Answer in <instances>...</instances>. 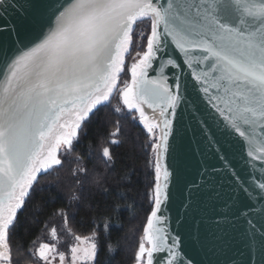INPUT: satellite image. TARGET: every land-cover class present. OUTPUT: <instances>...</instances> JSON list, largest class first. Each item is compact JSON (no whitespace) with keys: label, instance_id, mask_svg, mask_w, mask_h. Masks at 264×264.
Returning a JSON list of instances; mask_svg holds the SVG:
<instances>
[{"label":"snow or ice","instance_id":"snow-or-ice-1","mask_svg":"<svg viewBox=\"0 0 264 264\" xmlns=\"http://www.w3.org/2000/svg\"><path fill=\"white\" fill-rule=\"evenodd\" d=\"M10 14L23 22L17 25ZM0 20V51L14 50L0 71V264H11L9 234L40 179L63 166L58 151L74 152L80 132L114 94L123 105L115 111L127 109L133 119L138 114L149 134L155 174L136 264H220L183 252L187 246L215 247V234L210 240L201 231L203 218L198 224L191 200L185 205V219L191 217L182 225L185 235L166 227L163 210L174 174L167 164L170 137L182 138L189 131L201 156L190 195L217 179L221 186L227 181L231 194L216 213L222 218L213 217V223L219 228L243 218L247 226L246 257L229 256L224 264H264V0H0ZM144 21L150 30L138 32ZM134 41H146L145 50L133 53ZM129 55L133 62L126 68ZM125 71L131 79L121 81ZM144 104L159 109V122L149 121ZM56 129L61 131L51 143ZM118 132L119 121L110 144L119 142ZM222 134L243 143L246 171L252 172L236 171ZM82 160L76 155L71 171L79 191L89 171ZM101 162L106 169L113 166L109 146L102 147ZM103 182L102 176L92 179L97 186ZM80 201L74 189L71 202ZM119 211L115 205L113 212ZM59 215L67 225L63 209ZM50 235L57 237L55 227ZM93 237L74 236L78 244L70 246L69 264H94L98 244ZM160 253L165 255L157 259ZM36 254L43 264L57 257L65 264L66 254L55 244L41 243Z\"/></svg>","mask_w":264,"mask_h":264},{"label":"trees","instance_id":"trees-1","mask_svg":"<svg viewBox=\"0 0 264 264\" xmlns=\"http://www.w3.org/2000/svg\"><path fill=\"white\" fill-rule=\"evenodd\" d=\"M139 23V22H138ZM150 30L149 23L139 24L138 32ZM138 47L132 45V52ZM131 56L126 58V68ZM126 72V71H125ZM121 76V81L125 78ZM119 95L114 94L111 103L91 117L80 132L71 155L60 157L63 166L40 179L26 207L18 214L17 226L9 234V244L14 264H32L31 250L50 224L67 216L69 229L80 236H98V254L95 264H136L138 245L151 212L150 192L155 182L153 165L150 161L149 134L141 127L133 114L126 109L115 111ZM119 121L117 144H110V133ZM109 146L114 159L111 168L101 162L102 147ZM83 157L88 168L83 177V191H79L71 174L76 167L75 157ZM94 176H102L103 184L92 183ZM81 196L79 203L71 202L73 190ZM107 189V191H104ZM119 205L120 211L113 212ZM55 214V215H54ZM107 220L108 229L104 224Z\"/></svg>","mask_w":264,"mask_h":264},{"label":"water","instance_id":"water-1","mask_svg":"<svg viewBox=\"0 0 264 264\" xmlns=\"http://www.w3.org/2000/svg\"><path fill=\"white\" fill-rule=\"evenodd\" d=\"M29 13L31 9H28ZM10 19L20 25L23 20L20 17L11 16ZM4 21L0 20V24H3ZM14 55V50L0 51V71L3 70L4 61L6 57H12ZM179 59V57L177 56ZM150 76H154L155 73L150 71ZM2 79V76H0ZM191 89L189 90V94ZM146 111L149 113L155 114L157 120L161 119L159 109L153 110L148 107L147 104L142 105ZM185 124H188L187 119H185ZM56 130H54L55 132ZM53 132V133H54ZM160 135L162 132L159 129ZM221 142L224 146V150L227 152L229 159L233 162L237 172H240L242 175H247L249 172H252V169H247L246 171V156L244 154L243 143L239 140L238 137L229 136L227 134H222L220 136ZM170 143L172 144L173 150L170 151L167 157V164L169 169L174 171L173 176L170 178L169 183V192L170 198L167 202L166 208L163 210L164 215L167 217L166 227L173 234L185 235V229L182 225L191 223V217L187 219L188 209L185 208V205L188 204L189 200L192 203V212L196 217V221L199 224L201 218H203V225L201 226V231L206 232L209 236V239L212 240V234H215V240L213 247L207 249H200L199 245H196L195 248L192 246H187L183 248V252L187 258H194L197 261L199 260H212L213 262L219 260L220 264H224V261L229 256H239L240 253H244L245 257L247 255L248 249L246 247V242L244 238V231L247 227L244 223L243 218L240 220H234V223L221 224L219 228H216L213 223V217L216 220H220L222 217L216 215L221 211V208L224 204V201L228 199L231 194L230 185L227 181L221 186L220 180L217 179L213 182L212 186L206 187L200 193H195L192 190L190 195L191 182L193 180H198V170L200 167L201 156L199 155V150L196 143V138L193 136L192 132L189 131L186 136L182 138H177L173 140L170 137ZM215 162V161H211ZM165 160L161 159L162 172H161V184L163 181V165ZM259 165L257 166V169ZM178 170L179 179L176 178V171ZM258 170L256 175L258 176ZM179 220V223H178ZM207 252V255H205ZM165 254H157V259L160 256Z\"/></svg>","mask_w":264,"mask_h":264},{"label":"rangeland","instance_id":"rangeland-1","mask_svg":"<svg viewBox=\"0 0 264 264\" xmlns=\"http://www.w3.org/2000/svg\"><path fill=\"white\" fill-rule=\"evenodd\" d=\"M147 32V31H146ZM137 45L138 47L136 48V51H144L145 50V45H146V41H137ZM128 57V56H127ZM126 57V58H127ZM133 62L132 60V57L129 61V66L130 67V64ZM125 73V79L127 80H130L131 79V75H130V72L126 71L124 72ZM124 73H121V76L124 74ZM119 103L121 106L122 105V101L120 100L119 98ZM127 110V109H126ZM128 111V110H127ZM136 115V121L138 122V124L143 127L142 124L139 123V117H138V114H135ZM149 119L150 122H158L157 118L156 117H150L148 115H146ZM144 128V127H143ZM145 129V128H144ZM146 130V129H145ZM156 134L157 135H160L159 133V129L156 130ZM62 151H64L63 148H61L59 151H58V155L60 156ZM55 227L57 229V237L56 238H53L51 235H50V232H51V229ZM71 232V234H69ZM74 236L75 234L69 229L68 225H65L64 223V219L62 218L60 221L59 220H56L54 222H52V224H50V227L43 233V235L36 241V243L33 245V248L31 250V253H32V258H33V263L32 264H43L42 261L39 260L38 258V254H36V249L39 247V245L41 243H50V244H55L58 248L59 251L61 252H64L66 254V260H65V264H69V260H70V246L72 245H76L78 244L77 241H75L74 239ZM81 237H84V236H81ZM85 237H93V235H90V236H85ZM94 239V242H96L98 244V236L95 234V237H93ZM8 243H9V240H8ZM81 247H83V245H80ZM98 254V253H97ZM10 256H11V264L12 261H13V258H12V253H11V250H10ZM97 258V256H96ZM96 261V259H95ZM15 264V263H14ZM53 264H59V260H58V257L56 260L53 261ZM79 264V262H78ZM95 264V262H94Z\"/></svg>","mask_w":264,"mask_h":264},{"label":"bare ground","instance_id":"bare-ground-1","mask_svg":"<svg viewBox=\"0 0 264 264\" xmlns=\"http://www.w3.org/2000/svg\"><path fill=\"white\" fill-rule=\"evenodd\" d=\"M142 108H143L146 115H148L150 117H157L155 114H152V113H149L148 111H146L143 106H142ZM59 131H61V130L56 129V131L53 133V137L50 140L51 143H54L55 136L59 133Z\"/></svg>","mask_w":264,"mask_h":264}]
</instances>
